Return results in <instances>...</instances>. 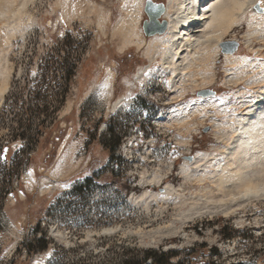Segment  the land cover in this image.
Returning a JSON list of instances; mask_svg holds the SVG:
<instances>
[{
	"label": "rangeland",
	"instance_id": "1",
	"mask_svg": "<svg viewBox=\"0 0 264 264\" xmlns=\"http://www.w3.org/2000/svg\"><path fill=\"white\" fill-rule=\"evenodd\" d=\"M144 1L30 0L16 17L9 45L0 47V67L10 73L0 103V264H117L133 247L172 249V262L184 264H264V198L185 218L189 203L152 197L167 183L184 197L197 191L181 167L200 152L219 155L213 122H233L256 90L244 80L227 83L226 55L264 59V32H252L245 15L222 40L237 41L236 50L222 53L219 42L204 64L211 79L186 83L176 97L161 54L151 61L146 45H136L153 37L141 29ZM130 30L137 35L126 44ZM65 68L74 73L68 80ZM207 101L218 109L207 108L203 120L187 109ZM159 171L161 182L149 184ZM85 177L88 191L74 189ZM37 223L48 244L28 256L22 241L39 236Z\"/></svg>",
	"mask_w": 264,
	"mask_h": 264
},
{
	"label": "bare ground",
	"instance_id": "2",
	"mask_svg": "<svg viewBox=\"0 0 264 264\" xmlns=\"http://www.w3.org/2000/svg\"><path fill=\"white\" fill-rule=\"evenodd\" d=\"M14 1L0 0L1 48L9 45L16 28L15 19L24 11L30 0H19L17 8L13 7ZM256 4L257 0H168L163 14L167 23L165 32L162 35H153L148 42L138 37L136 45H146V54L151 61L157 54H161L163 73L170 74L169 80L165 81L166 85L173 89L174 95L178 97L185 89L186 83L204 85L205 80L211 79V73L206 70L208 66H205L207 60L216 51L217 44L233 26L244 20L245 15L249 16L247 23L252 25V32L258 29L264 32V11L262 14L256 10L263 7V4L254 6ZM63 9L66 10L65 5ZM252 32L246 34L249 35L248 38L254 34ZM134 35L137 34L130 30L126 44L131 42L130 37ZM226 56V63L231 65L225 69L227 83L232 82L235 86L240 80H244L248 88L256 87L252 98L238 104L243 107L237 112V116L229 117L230 120L234 119L233 122H213L217 138L223 143L218 156L200 152L194 156L191 163L187 161L181 167L184 181L188 183L193 180L198 185L193 195L184 197L183 193L178 192L179 190L169 183L161 188L159 194H152L153 198L160 196L159 198H164L165 201L168 199L166 202L171 199L176 206L189 203V214L186 213L183 216L185 218L201 216L204 213L227 214L236 207L247 206L256 199L264 198V59L258 60L243 55ZM191 67L194 69L189 72ZM6 69L2 70L0 67V103L9 88L10 73ZM146 75L144 70L136 74V78L144 80ZM211 107L218 109L211 101L197 103L187 109L191 114L201 113L199 120H203L208 115L206 109ZM187 114L179 121L182 125L189 122L190 116ZM207 167L211 170H207ZM162 179L159 171L154 173L148 183L158 184ZM141 181L147 183L145 176H142ZM144 194L137 198L143 197ZM144 201L146 199L142 200ZM177 215L179 217L178 212Z\"/></svg>",
	"mask_w": 264,
	"mask_h": 264
},
{
	"label": "trees",
	"instance_id": "3",
	"mask_svg": "<svg viewBox=\"0 0 264 264\" xmlns=\"http://www.w3.org/2000/svg\"><path fill=\"white\" fill-rule=\"evenodd\" d=\"M74 65V64H73ZM72 65V66H73ZM74 67V66H73ZM74 75L72 70H68V68H65V74L64 76L66 79H70ZM111 130V128H110ZM41 134V130L38 129L37 131L30 135V139L32 140H37V136ZM23 134H19L20 137H22ZM109 141V140H108ZM119 145V142H116L113 144L114 147H117ZM104 147H109L107 142L103 144ZM110 148V147H109ZM90 177H85L83 181L76 185L74 189L79 190V192H86L89 189V183H90ZM33 232L34 235L39 236L36 238L35 236L25 242L22 241V246L24 248V251L28 256H32V254L35 251H41L44 250L47 247L48 244V239L46 238V235L42 233L40 230L39 223H37L33 227ZM231 234L230 232H222V237H230ZM126 250V251H124ZM123 250V256L119 258L117 264H184L183 261H177V262H172V258L177 255V251H174L172 249H167V250H162L161 248L159 249H152V248H145V249H137L136 247L133 248H124ZM213 251H217L216 248H212ZM79 262V260H78ZM77 261L68 263V264H76ZM56 264H67L64 262H59ZM92 264H110L109 262H97V263H92ZM199 264V263H196ZM213 264V263H210Z\"/></svg>",
	"mask_w": 264,
	"mask_h": 264
},
{
	"label": "water",
	"instance_id": "4",
	"mask_svg": "<svg viewBox=\"0 0 264 264\" xmlns=\"http://www.w3.org/2000/svg\"><path fill=\"white\" fill-rule=\"evenodd\" d=\"M165 5L163 3H156L152 0H145L143 5V11L146 18L142 21L141 29L146 37L153 36L155 34H163L166 30V20L163 19ZM220 51L222 53H233L238 42L235 40H226L219 43ZM208 91H202L201 95L209 94ZM191 160V157H187Z\"/></svg>",
	"mask_w": 264,
	"mask_h": 264
},
{
	"label": "snow or ice",
	"instance_id": "5",
	"mask_svg": "<svg viewBox=\"0 0 264 264\" xmlns=\"http://www.w3.org/2000/svg\"><path fill=\"white\" fill-rule=\"evenodd\" d=\"M264 2V0H257V4L254 6H259L260 3ZM5 152L7 151V149L4 150ZM5 157L3 155H0V159H4ZM29 174H31V170L29 171ZM50 257L52 256V253L48 254Z\"/></svg>",
	"mask_w": 264,
	"mask_h": 264
},
{
	"label": "flooded vegetation",
	"instance_id": "6",
	"mask_svg": "<svg viewBox=\"0 0 264 264\" xmlns=\"http://www.w3.org/2000/svg\"><path fill=\"white\" fill-rule=\"evenodd\" d=\"M153 1V0H152ZM154 2V1H153Z\"/></svg>",
	"mask_w": 264,
	"mask_h": 264
}]
</instances>
